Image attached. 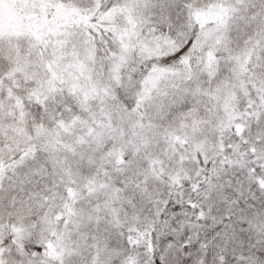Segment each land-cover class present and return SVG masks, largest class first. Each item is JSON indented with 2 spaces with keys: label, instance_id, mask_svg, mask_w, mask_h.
Returning <instances> with one entry per match:
<instances>
[{
  "label": "snow or ice",
  "instance_id": "snow-or-ice-1",
  "mask_svg": "<svg viewBox=\"0 0 264 264\" xmlns=\"http://www.w3.org/2000/svg\"><path fill=\"white\" fill-rule=\"evenodd\" d=\"M0 264H264V0H0Z\"/></svg>",
  "mask_w": 264,
  "mask_h": 264
}]
</instances>
